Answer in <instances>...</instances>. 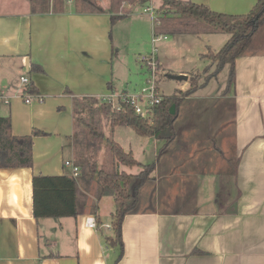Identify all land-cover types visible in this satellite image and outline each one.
<instances>
[{
	"label": "crops",
	"instance_id": "crops-1",
	"mask_svg": "<svg viewBox=\"0 0 264 264\" xmlns=\"http://www.w3.org/2000/svg\"><path fill=\"white\" fill-rule=\"evenodd\" d=\"M96 1L99 12L78 11L74 0H66L61 9L48 4L47 11L33 12L31 0H0V116H9L14 135L41 132L32 138L31 167L0 168V264H114L118 256V247L105 243L115 203L112 196H103L92 213L94 184L81 214L35 218L32 212L34 175L76 177L65 165L66 160L74 164L72 97L132 92L112 85L106 62L123 37L145 27L144 15L136 10L140 4L127 5L130 13L111 22L108 0ZM153 1L141 6L151 9L147 4ZM190 1L231 15L248 13L257 2ZM125 20L129 27L122 25ZM207 35L198 36L199 59L228 39ZM256 43L235 59L233 87L223 93L232 103V138L211 147V141L202 143L198 136L176 134L139 189L136 211L123 217V251L115 264H264V37ZM188 80L175 90H185ZM28 84L42 101L24 102ZM119 127L112 131L114 140L139 163L149 164L138 156L148 139H158L139 136L133 145H122ZM104 132L109 133L108 123ZM102 199H107L105 212ZM90 217L95 226L87 225Z\"/></svg>",
	"mask_w": 264,
	"mask_h": 264
},
{
	"label": "trees",
	"instance_id": "trees-1",
	"mask_svg": "<svg viewBox=\"0 0 264 264\" xmlns=\"http://www.w3.org/2000/svg\"><path fill=\"white\" fill-rule=\"evenodd\" d=\"M66 0H64L65 2ZM150 0H108V11L111 22L130 13L127 5H144ZM51 4L52 10L61 9L63 0H31V10L45 12ZM76 10L99 12L96 0H74ZM264 0H257L253 8L246 14L231 15L212 11L205 5L190 0H161L159 12L153 18V35H202L226 34L228 39L216 52L208 50L203 54L210 64L202 72L189 77L188 88L175 90L153 108L151 120L135 113L130 102H120L119 108L111 106L95 96L72 97L73 132L70 136L74 165L79 172L75 178L68 174L59 176L34 175L32 177V212L35 218L76 216L83 213L87 193L94 184V201L90 204L92 213L97 211V202L103 196H112L115 209L111 214L112 233L105 237L107 246L118 247L121 257L123 242L121 225L126 214L134 213L139 197V189L151 179L154 163L141 164L130 151L114 140L112 131L116 126L131 128L138 136H153L161 140L157 157L167 149L176 137L174 122L182 101L205 85L210 78L228 65L226 89L234 84V61L247 54L254 34L264 23ZM215 65L210 74L207 70ZM203 76V82L198 80ZM26 91L38 94L31 84ZM175 105L174 114H170V106ZM109 126L105 135L104 123ZM41 133L33 130L31 134L17 136L12 134L9 116H0V168H16L32 166V138ZM99 157L101 160L99 162ZM120 166H139L137 173H126ZM114 263V264H115Z\"/></svg>",
	"mask_w": 264,
	"mask_h": 264
},
{
	"label": "rangeland",
	"instance_id": "rangeland-1",
	"mask_svg": "<svg viewBox=\"0 0 264 264\" xmlns=\"http://www.w3.org/2000/svg\"><path fill=\"white\" fill-rule=\"evenodd\" d=\"M64 5L65 2L63 0V6ZM147 6L151 8V13L144 12L143 9L145 6H136L138 13L144 15L145 27L139 28L138 34L135 31L133 33L131 32L129 38L123 37L124 39L121 40V46L118 47V50L114 53V57L107 60L106 63H109V71L112 70L113 72V76H110L109 81L117 89H121L125 86L132 91L131 93L140 92V89L148 84L146 83V78L148 77L147 69L140 61V58L142 56H150L152 47H155V57L161 64V69L158 68L156 76V85L160 95L168 97L175 91L176 87L183 84V81L171 79L168 75H177L179 74L177 71L180 69L188 71V74H190L187 78H189L192 74L202 72L205 67L207 68L210 64V60L207 58H198L197 48L199 35H166V39H161L153 44V33L151 31L148 33L147 28L149 27L151 18L156 17L158 13H160L159 2L154 0L152 4H147ZM123 22V26H130L128 20ZM145 28L146 30H144ZM207 36H210L208 37L210 39L217 38L216 40L228 37V35L225 34H209ZM263 37L264 23L254 36L255 39L254 42L250 44V49L256 48V42ZM214 43L215 42H213V45L216 46L217 44ZM214 69L215 65L211 63V67L207 70V74L213 72ZM227 75L228 65H225L216 77L210 78L211 81L209 80L210 83L206 88L198 90L194 95L191 94L188 96V99L185 98L182 101L178 108L177 121L175 120L174 122L176 133H182L181 136H198L202 143L211 141V147L221 146L220 143L224 140L227 142L230 141L233 135L232 103L227 94L226 96L223 95V93L227 92L225 91L227 88ZM203 76L204 74H202L198 80L199 84L203 82ZM116 104L117 100H112V105L114 106ZM105 124H107L106 121L104 125ZM116 135L122 145H133L134 142L140 139L131 128L126 126L119 127V129L116 128ZM152 140L155 139H148L145 143V151L138 156V159L144 163L155 162L157 149L162 143L161 140ZM155 145L156 147L154 148ZM227 156L231 158L232 164H235V160L233 156L230 155V152H228ZM100 160L101 157H99V162ZM120 168L127 172H136L134 169L130 171L131 168L129 169V167L125 166H121ZM102 200L100 206L101 210L105 212L104 209L108 208L106 204L107 199ZM103 219L105 218L103 217ZM108 221H112L109 215Z\"/></svg>",
	"mask_w": 264,
	"mask_h": 264
},
{
	"label": "built area",
	"instance_id": "built-area-1",
	"mask_svg": "<svg viewBox=\"0 0 264 264\" xmlns=\"http://www.w3.org/2000/svg\"><path fill=\"white\" fill-rule=\"evenodd\" d=\"M150 10L149 8H145L144 11ZM166 35H153L152 43H156L161 39H165ZM156 48L152 47V53L150 56H142L140 61L145 65L148 73V77L146 78L147 85L143 86L138 93H128V92H119V93H108L101 98L103 101H106L112 105V100L116 99L117 104L112 105L113 107L119 108L120 102H130L133 105L134 111L136 114L151 120L153 108L156 104H158L162 96L159 93V89L156 85V76L158 72V64L155 57ZM21 81L25 84L28 83V79L26 77H21ZM43 97L39 94H24V102L29 104L31 102H39L42 101ZM65 165L70 168L71 175L76 176L79 172L77 166H75L70 161H65ZM87 225L95 226V221L92 217L88 218L86 221Z\"/></svg>",
	"mask_w": 264,
	"mask_h": 264
},
{
	"label": "water",
	"instance_id": "water-1",
	"mask_svg": "<svg viewBox=\"0 0 264 264\" xmlns=\"http://www.w3.org/2000/svg\"><path fill=\"white\" fill-rule=\"evenodd\" d=\"M262 11H264V8L262 9ZM168 77L171 79H174V80H178V81L187 80L186 74L168 75ZM169 112H170V114H174V112H175V105L174 104H172L170 106Z\"/></svg>",
	"mask_w": 264,
	"mask_h": 264
}]
</instances>
